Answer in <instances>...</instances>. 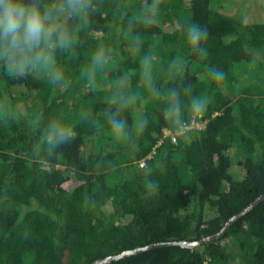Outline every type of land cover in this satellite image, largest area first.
Segmentation results:
<instances>
[{
	"label": "trees",
	"instance_id": "obj_1",
	"mask_svg": "<svg viewBox=\"0 0 264 264\" xmlns=\"http://www.w3.org/2000/svg\"><path fill=\"white\" fill-rule=\"evenodd\" d=\"M211 2L182 0L159 23L157 7L147 11L156 0H92L86 24L66 18L77 42L56 53L63 81L0 67V264H92L155 244L201 242L264 196V78L243 92L232 88L240 65L264 67V21ZM259 8L264 20V0ZM190 23L208 32L204 56L187 43ZM146 56L154 90L144 85ZM96 65L105 76L90 86ZM173 91L184 115L190 96L209 101L177 134L162 108ZM113 117L127 135L114 136ZM51 121L67 134L37 150ZM110 264H264V200L217 240Z\"/></svg>",
	"mask_w": 264,
	"mask_h": 264
},
{
	"label": "clouds",
	"instance_id": "obj_2",
	"mask_svg": "<svg viewBox=\"0 0 264 264\" xmlns=\"http://www.w3.org/2000/svg\"><path fill=\"white\" fill-rule=\"evenodd\" d=\"M157 5L148 6L147 11L154 13ZM92 5L89 0H60L58 3L48 4L43 0H0V67L10 75H24L30 72H39L47 76L53 84L63 81L62 70L58 67L56 53L58 50H70L77 42L76 31L67 23V17H74L87 23V17ZM146 16L145 20L150 21ZM187 43L193 51L204 56L206 49L201 47V42L207 40L208 32L196 23H190L186 29ZM180 64L177 59L173 62ZM143 80L150 90H154L151 57H144ZM212 78L223 81L224 72L217 68L210 69ZM105 76L100 65L93 67L89 74L90 86L102 83ZM121 78L119 85L125 84ZM172 99L164 111V116L171 122H183V110L177 98V93H171ZM134 98H125V103H130ZM206 97H195L191 102L193 116L202 115L208 107ZM113 134L116 137L127 135L124 121L113 117L111 119ZM144 122L137 123V130L142 131ZM66 129L56 121H51L41 136V145L49 148L61 143L66 136ZM168 136L169 133H166ZM178 142V140H177ZM142 167L144 164L142 163Z\"/></svg>",
	"mask_w": 264,
	"mask_h": 264
},
{
	"label": "rangeland",
	"instance_id": "obj_3",
	"mask_svg": "<svg viewBox=\"0 0 264 264\" xmlns=\"http://www.w3.org/2000/svg\"><path fill=\"white\" fill-rule=\"evenodd\" d=\"M91 1L92 0H89L90 4H91ZM181 2H182V0H156V3H157L156 14L157 15L154 14V16L156 17V19H158L157 21L159 23H161L163 20L166 21L167 17L169 19L170 16L172 15L173 10L175 9V11H177V8L179 6H181ZM259 2H260V0H212L211 8L217 9L220 11L223 10V12L228 13V14H234L235 11H237L238 9L245 8L246 13L248 14V16L250 18L249 22L260 23L264 20L262 19V13H261V10L259 8ZM168 10H170L169 13H168ZM150 14H152V13H150ZM90 16H91V10L88 13V17H90ZM146 16H149V15L148 14H141L140 17L142 19H145ZM85 28L87 30L89 29L87 26ZM152 75H154L153 71H152ZM233 76H234V81L232 83V88L234 90H236L237 92H243L245 89H250L252 86H254V84L257 81L262 82V79L264 78V67H262L259 62H255V63L253 62L249 65L248 64L247 65L246 64L240 65L239 68H237L233 72ZM155 82H156L155 76H153V84ZM144 85L146 87H148L146 84H144ZM262 86H263L262 88L264 90V84ZM192 99H193V97L190 96L189 100H188V103H189L188 104V111L190 114L189 115L183 114V122L180 124L175 123V126L177 127L176 134H177V132H179V133L181 132L180 126H183L187 123L184 121H186V120L188 121V119L190 121H192L198 117V116L194 117L193 114L191 113ZM114 101H118V100L115 99ZM163 102H168V101L164 100V97H163L162 103ZM20 103H21L20 106L21 105L24 106L23 102H20ZM162 108L165 110L164 107H162ZM187 116H189V117L186 118ZM197 128L204 129V124L197 125ZM166 133H169V132H166ZM166 133H165V138H168V135ZM161 143H163V142H161ZM161 143L159 144V146L162 145ZM57 169L65 170V166L62 163H59L57 165Z\"/></svg>",
	"mask_w": 264,
	"mask_h": 264
},
{
	"label": "water",
	"instance_id": "obj_4",
	"mask_svg": "<svg viewBox=\"0 0 264 264\" xmlns=\"http://www.w3.org/2000/svg\"><path fill=\"white\" fill-rule=\"evenodd\" d=\"M264 200V196H262L261 198H259L254 204H252V206L240 213L239 215L235 216L229 223H227V225L225 226V228L222 230V232L220 234H217L215 236H212V237H209V238H205L203 239L201 242H197V243H193V244H190V243H174V244H155V245H151V246H148V247H145V248H140V249H136V250H133V251H128V252H124L118 256H113V257H109V258H106L104 260H98L92 264H110L112 262H115V261H119L120 259H124V258H128L130 256H133V255H138V254H141V253H144L148 250H152V249H156V248H163V247H169L171 245H179L183 248H192V247H199L201 246L202 244H206L210 241H213V240H217L219 238H221V236L227 232L229 230V228L234 224L236 223L237 221H239L243 216H245L249 211H251L253 208H255L260 202H262Z\"/></svg>",
	"mask_w": 264,
	"mask_h": 264
},
{
	"label": "built area",
	"instance_id": "obj_5",
	"mask_svg": "<svg viewBox=\"0 0 264 264\" xmlns=\"http://www.w3.org/2000/svg\"><path fill=\"white\" fill-rule=\"evenodd\" d=\"M173 142H174V143L177 142V138H176V136L173 138Z\"/></svg>",
	"mask_w": 264,
	"mask_h": 264
}]
</instances>
